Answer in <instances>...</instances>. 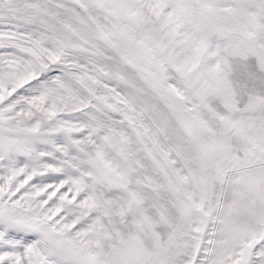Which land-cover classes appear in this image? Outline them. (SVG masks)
Returning <instances> with one entry per match:
<instances>
[{
	"label": "snow or ice",
	"instance_id": "snow-or-ice-1",
	"mask_svg": "<svg viewBox=\"0 0 264 264\" xmlns=\"http://www.w3.org/2000/svg\"><path fill=\"white\" fill-rule=\"evenodd\" d=\"M0 264H264V0H0Z\"/></svg>",
	"mask_w": 264,
	"mask_h": 264
}]
</instances>
